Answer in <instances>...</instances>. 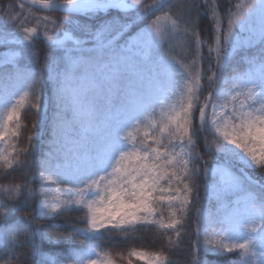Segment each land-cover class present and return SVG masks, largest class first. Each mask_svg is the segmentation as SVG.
Segmentation results:
<instances>
[{"label":"snow or ice","instance_id":"1","mask_svg":"<svg viewBox=\"0 0 264 264\" xmlns=\"http://www.w3.org/2000/svg\"><path fill=\"white\" fill-rule=\"evenodd\" d=\"M142 230L158 248H120ZM186 240L264 264V0L0 3V264H177Z\"/></svg>","mask_w":264,"mask_h":264},{"label":"trees","instance_id":"2","mask_svg":"<svg viewBox=\"0 0 264 264\" xmlns=\"http://www.w3.org/2000/svg\"><path fill=\"white\" fill-rule=\"evenodd\" d=\"M3 2H5V0H0V3H3ZM15 2L19 3L21 1L15 0ZM220 5L222 9L226 8L228 6V0H220ZM61 27H63V25H61ZM207 27H209L208 19L202 18L201 29L203 30L204 28H207ZM202 34H204L203 31H202ZM208 35H210V33H208ZM37 45L41 49L44 48L43 41H37ZM16 175H19V173H17ZM203 202H204V191L202 187L201 188V203ZM73 215H78V214L74 213ZM137 236L143 237V238L134 239L130 241H120L119 242L120 248L123 249V248H127L130 246H137V247L143 246L146 248L155 249V248H158L159 245L162 243V240L158 236L155 235L154 231L152 233H147L142 230L140 233L137 234ZM103 243H104V246L107 247V246H111V243H114V242L105 240ZM189 251H190V244L186 240L185 244L183 245L182 250L175 251L171 255L173 259L177 261V264H188L189 259H190ZM208 259L210 261H214L215 264H235L236 257L235 255H221V256H211L210 255ZM136 264H142V262L137 261Z\"/></svg>","mask_w":264,"mask_h":264},{"label":"water","instance_id":"3","mask_svg":"<svg viewBox=\"0 0 264 264\" xmlns=\"http://www.w3.org/2000/svg\"><path fill=\"white\" fill-rule=\"evenodd\" d=\"M21 2H23V0H20Z\"/></svg>","mask_w":264,"mask_h":264}]
</instances>
